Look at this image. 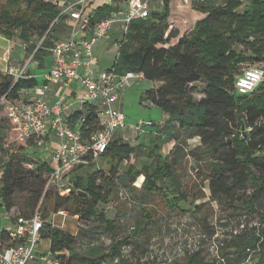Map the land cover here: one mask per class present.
Returning a JSON list of instances; mask_svg holds the SVG:
<instances>
[{"label": "trees", "instance_id": "1", "mask_svg": "<svg viewBox=\"0 0 264 264\" xmlns=\"http://www.w3.org/2000/svg\"><path fill=\"white\" fill-rule=\"evenodd\" d=\"M121 1L127 2L110 0L93 8L94 20L119 11ZM170 1L164 0L159 12L151 11L147 18L130 20L110 67L119 74L138 73L147 82L158 84L143 90L140 98L164 113L159 122L163 125L158 123L155 127L157 140H152L148 152V156H156L160 164L152 159L139 169L127 166L119 174L118 165L130 158L133 147L121 138H113L102 154L112 160L109 172L94 168L95 158L89 156L86 167L81 164L71 170L74 172L70 177V191L65 195L56 193L53 198L55 211L66 210L78 218H91L102 228L101 232L110 237L115 229L114 220L96 207L109 201L115 179L130 184L141 174L144 177L141 188L132 190L133 194L138 191L142 199H148L161 185L168 188L166 202L170 206L183 204L186 199L173 172V162L168 161L160 149V137L173 136L175 125L186 137L196 136L214 156L210 173L206 177L199 174L209 180L212 199L234 201V194L251 187V192L239 196L240 200L253 212H257L255 207L264 209V75L252 92L238 94L235 91V80L242 73L237 74L236 65L253 66L264 62V0H222L220 3L218 0H193V8L202 17L182 35L177 29L168 27ZM61 2L66 0H7V6L0 4V34L21 40L26 47L25 53L42 64L53 43L70 36L71 27L60 15ZM199 80L204 83L201 90L194 85ZM35 85V79L27 75L17 79L3 75L0 97L5 93L17 97L20 90ZM195 93H202V96L195 99ZM84 108L74 110L70 122L77 121V129L83 140H87L100 129V123L92 107L84 105ZM30 153L36 157L38 151ZM29 159L35 161L34 157L26 155L15 165L13 159L8 158L0 173V206L9 211L14 194L26 193L29 197L26 205L31 211L18 213L23 216L31 215L40 202L52 198L43 187L44 174H48L51 167L35 161L33 169H24L21 164ZM79 167L84 171L78 173ZM138 234L135 226L134 233L118 240L111 239L106 254L89 247L91 257L85 261L100 264L101 260L108 264L117 260L131 264L123 257L121 248ZM263 237L264 228L239 232L218 244L219 249L224 250L220 257L211 259L199 248L187 251L185 264H243L252 252L260 250ZM41 238L49 239L52 259L71 264L77 254L74 235L45 223ZM9 244L7 230L2 227L0 249Z\"/></svg>", "mask_w": 264, "mask_h": 264}, {"label": "rangeland", "instance_id": "2", "mask_svg": "<svg viewBox=\"0 0 264 264\" xmlns=\"http://www.w3.org/2000/svg\"><path fill=\"white\" fill-rule=\"evenodd\" d=\"M106 1L110 2V0H93L91 5L101 6ZM221 1L218 0L219 3ZM241 1L244 2L245 0ZM6 2L7 0H0V4L3 6H7ZM125 3L126 1L119 3L120 10L124 8ZM170 3L171 13L168 17V27L177 29L180 35L188 33L194 22L202 17L193 8L194 1L171 0ZM159 10V6H156L152 11L159 12ZM114 27H118L116 23L113 24ZM117 29L115 36L111 37L110 35L109 37L108 35L107 38L99 39L97 42V45H100L98 50L96 51L95 47L93 49L97 63L99 61L101 68L109 67L116 58L119 42L122 38L120 28ZM35 39L34 37L33 40ZM9 42H12V45ZM23 49H25L23 43L18 38L8 39L0 35V68L4 66L3 54L6 50H8V60L11 62L7 64V69L5 68L7 70L5 75H10L15 79L26 74L25 66L19 65L17 69H13L11 65L20 62ZM30 58V54H26L25 62ZM249 66L251 65L247 63L236 65L237 74ZM31 68L32 66H30ZM2 76L0 74V80H2ZM38 77L41 79V75ZM157 85L156 83L150 84L144 80H137L122 95L121 110L126 115L125 124L132 125L139 120H150L153 125L143 126L144 131L136 135L127 132L128 139L124 142L133 147V152L128 160H123L118 165L119 174L127 166L139 169L144 163H149L152 159L156 164H160L158 158L148 156V152L152 140H157V135L154 133L156 132L155 127L162 121L164 113L156 106L150 105L148 101L140 98L143 90ZM194 85L199 90L204 87L203 81L200 80ZM201 96L202 93L194 94L195 99ZM0 112L2 113L1 109ZM159 124L163 125L162 123ZM248 131L249 129H246V132ZM114 138H118V135L115 134ZM159 141L161 153L167 157L168 161L173 162V172L177 175L180 191L186 195V199H184L183 204L170 206L166 202V196L169 192L166 185H161L159 190L153 191L148 199H142L138 191L133 194L132 190L134 187L141 188L144 181L141 174L130 184L129 181L121 183L115 179L116 184L109 201L96 207L98 211H102L108 218L114 220L115 229L111 237L101 232L102 228L97 223L95 224L91 218H78L77 215H72L66 210L55 211L53 198H56V186L52 181L48 182L47 172L44 174L43 187L49 191L52 198L40 202L39 210L46 219V223L75 236L77 254L70 261L71 264H87L85 259L88 256L91 257L88 251L89 247L98 248L106 254L109 251L111 239L118 240L125 235L134 233L135 226L138 227L139 234L128 245L121 248L123 257L131 264H185L187 251L199 248L209 258H218L221 253H224V250L218 247V244L224 239L242 231L256 232L258 229L264 228V209L255 207L257 212H253L245 207L239 198L243 193L251 192V187L242 192H236L237 194L232 196L234 201L229 198H222L219 201L212 199L208 189L209 180L203 177L210 173L214 156L208 153L207 148L201 144L196 136L186 137L182 130L175 125L173 136L164 135L163 138L160 137ZM30 148L33 151H38L36 157L29 152ZM26 155L34 157L37 162L54 166L50 156L43 155L42 147L37 146L33 139L26 142L17 141L11 125L5 117H1L0 173L3 171L8 158H12L16 165V162ZM34 162L29 159V161L22 162L21 166L24 169H33ZM111 166L112 160L108 155H99L94 159V168L97 167L104 173H108ZM84 167H86L85 164ZM76 170L78 173L84 171L82 167ZM73 172L70 171V174L66 176L68 180L73 176ZM201 173L204 175L203 177L199 175ZM28 200L29 197L26 193L16 192L13 197V206L7 211L8 216L11 218L18 213L29 214L31 208L26 205ZM2 220L3 218L0 216V221ZM261 243L260 250L252 252L243 264H264V237L261 239ZM49 244L48 238L40 239L34 254L35 258L31 260L30 264H47L39 258L49 256ZM99 263L104 264L101 260ZM108 264L123 263L114 260Z\"/></svg>", "mask_w": 264, "mask_h": 264}, {"label": "built area", "instance_id": "3", "mask_svg": "<svg viewBox=\"0 0 264 264\" xmlns=\"http://www.w3.org/2000/svg\"><path fill=\"white\" fill-rule=\"evenodd\" d=\"M92 1L66 0L61 3L60 15L64 23L71 27V32L68 38L55 41L49 48L52 66L38 86L39 95L34 97L25 92L12 98L5 93L0 97V109L17 141L33 139L37 146H45L47 140L53 138L48 144L52 149L49 156L54 166H50L47 177L48 182L55 184L57 193L62 195L72 188V182L66 177L70 171L87 164L89 156L95 158L102 155L117 131L125 126L126 116L115 102L134 80L143 79L138 73L119 74L112 68L96 71L92 67L93 46L99 39L108 37L113 24H117L123 35L130 20L147 18L156 6L161 9L164 2L127 0L122 10L94 20ZM263 75L264 62L245 68L235 80V91L238 94L252 92ZM72 82H77L81 89L75 105L72 104L73 110L60 100L50 102L46 99L45 93L50 83L69 86ZM84 105L93 108L100 123V129L87 140H83L77 126L70 122L74 110ZM152 125L150 120H139L130 125L131 133L139 134L144 131L143 126ZM9 223L5 228L11 244L0 249V264H30L35 258L46 219L37 207L29 216L14 215ZM39 259L47 264H62L52 259L50 253Z\"/></svg>", "mask_w": 264, "mask_h": 264}, {"label": "crops", "instance_id": "4", "mask_svg": "<svg viewBox=\"0 0 264 264\" xmlns=\"http://www.w3.org/2000/svg\"><path fill=\"white\" fill-rule=\"evenodd\" d=\"M106 2H104V3H106ZM96 7H98V6L91 5V8L92 9L93 8H96ZM117 28L118 27H114V28H112L110 30L111 34H109V37H110V35H111V37H113V36L116 35V32L118 30ZM10 45H12V42L10 43ZM96 45H97V43L93 46V49L95 47V50L97 51L100 45L99 46L98 45L96 46ZM23 50H24L23 54L22 55L20 54L22 56V57L20 56V60H19L20 62L18 64L12 63L11 64L12 65V68L13 69H17V67L19 65L25 66V72H26L25 75H27L29 77H33L35 79V81H36V85L34 87H32V88H29V89H22V90H20L18 92V94L19 95H24V93L27 92L30 96H34L35 97V96H38L39 95L38 86L43 83V81H42L43 80V75L52 66V57H51V54H50V52L48 50V54L45 57H43V62H42V64L39 65V62H37L34 59H32V55L30 54V57L31 58L29 60L27 59L28 61H26L27 62L26 63L25 60H24V58L26 56V53H25V49H23ZM93 56H94V63L92 65V67L96 71H101V70L107 69V68L111 67V65L113 64L112 63L107 68H101L99 61L97 63V58H96V55L94 54V52H93ZM3 59L5 60V63H4V66L2 68H0V74L1 75H5L7 73V70H6L7 69V64L8 63H11L10 60H8V50H6V52L3 54ZM23 60H24V62H22ZM30 66H32L33 69L32 68L30 69ZM40 75H41V79L42 80L38 77ZM141 80H144V79H141ZM134 81H137V80H134ZM144 81H146V80H144ZM125 90H124V92H125ZM80 93H81V89H80V86L77 84V82H72L69 86L60 85L59 83H50L48 85V90L45 93V97L50 102H53V101H56V100H60L64 105H68L69 108L71 110H73L72 109V104H73V106L75 105V100H77L79 98ZM123 93L120 95L119 99L115 102V104L116 105H119L120 108H121V98H122ZM150 105H152V104H150ZM80 109L84 110L85 108H84V106H82ZM71 116H72V114H71ZM1 117H4V114L0 112V118ZM72 124L74 126H78V123H77L76 120H73L72 121ZM133 124L134 123H132V125ZM130 125L125 124V126L123 128H121V129H119L117 131L116 134L118 135V138H121L123 141L124 140L126 141L128 139V136H127L128 133L132 134L131 133V129H130ZM49 141L50 142L53 141V138L50 137V140L49 139L47 140V143H46L45 146H40V147H42L43 155H45V156H49L50 153H51V151H52L51 147L48 144ZM30 149L32 150V148H30ZM31 150L29 152H31ZM0 216L3 218V220L0 221V228H2V227L5 228L6 226H8L10 224L9 223L10 222V217L8 216V213H7V211H5V209L3 208V206H0Z\"/></svg>", "mask_w": 264, "mask_h": 264}, {"label": "water", "instance_id": "5", "mask_svg": "<svg viewBox=\"0 0 264 264\" xmlns=\"http://www.w3.org/2000/svg\"><path fill=\"white\" fill-rule=\"evenodd\" d=\"M26 49V47H24Z\"/></svg>", "mask_w": 264, "mask_h": 264}]
</instances>
